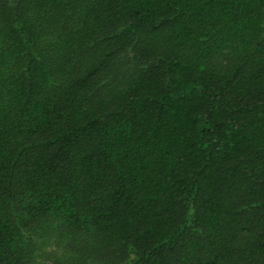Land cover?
<instances>
[{
	"label": "trees",
	"instance_id": "16d2710c",
	"mask_svg": "<svg viewBox=\"0 0 264 264\" xmlns=\"http://www.w3.org/2000/svg\"><path fill=\"white\" fill-rule=\"evenodd\" d=\"M0 264H264V0H0Z\"/></svg>",
	"mask_w": 264,
	"mask_h": 264
}]
</instances>
